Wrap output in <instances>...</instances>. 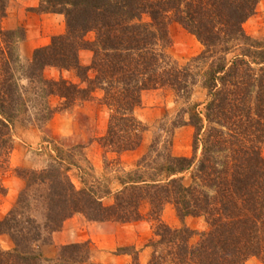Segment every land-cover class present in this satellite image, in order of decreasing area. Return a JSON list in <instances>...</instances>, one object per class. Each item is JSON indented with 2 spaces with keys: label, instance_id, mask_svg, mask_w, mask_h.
<instances>
[{
  "label": "trees",
  "instance_id": "obj_1",
  "mask_svg": "<svg viewBox=\"0 0 264 264\" xmlns=\"http://www.w3.org/2000/svg\"><path fill=\"white\" fill-rule=\"evenodd\" d=\"M257 2L40 0L39 12L62 15L66 30L36 49L25 68V79L37 85L44 100L34 104L38 109L30 106L40 114L39 121L94 100L99 91L100 104L109 110L107 130L99 143L116 154L133 151L146 131L134 116L142 93L168 89L184 105L171 126L186 123L194 130L191 157L172 155L170 138L161 147L155 139L134 169L118 178L120 188L101 192L102 196L96 183L77 189L56 157L42 172L34 173L33 180L46 187L43 203L50 233L76 214L98 223L137 222L142 219L140 203L146 201L158 244L165 248L161 258L154 253L151 264H245L252 256L264 264V46L243 28ZM6 15V0H0V25ZM144 15L148 21L142 19ZM172 22L203 47L184 64L166 52ZM88 34L93 39L88 40ZM24 36L22 29L0 27V147L14 124L17 104L27 107L14 77L20 63L16 45ZM81 50L92 53L87 67L78 61ZM48 67L76 70L82 87L62 78H44ZM197 86L206 92L201 108L190 104ZM54 97L60 100L58 106L49 102ZM103 198L110 199L105 204ZM166 205L173 207L181 222L203 218L208 231L192 244L191 229L183 224L172 229L162 222ZM17 216L14 209L0 219V235H10L14 244L11 251L0 248V264H95L89 262L85 242L62 246L56 262L44 260L34 248L42 232L32 227L31 220L30 228H24Z\"/></svg>",
  "mask_w": 264,
  "mask_h": 264
},
{
  "label": "rangeland",
  "instance_id": "obj_2",
  "mask_svg": "<svg viewBox=\"0 0 264 264\" xmlns=\"http://www.w3.org/2000/svg\"><path fill=\"white\" fill-rule=\"evenodd\" d=\"M25 1L6 0L7 15L0 25L3 31L22 29L25 34L24 40L26 32L29 30V32L31 31L30 36L33 38L31 43L24 45L23 40L17 42L16 45L20 63L16 66L18 71H15L14 77L18 78L17 83L22 91L23 100L27 101L25 103L27 107H19L20 103L17 104L18 112H13L15 115L14 124L9 134L5 136L7 144L5 141V145L0 147V187L4 189V194L0 196V219H3L9 211L16 209L19 211L17 220L21 225L24 224V228L27 226L29 229L31 224L32 227H38L42 232V238L39 243L34 245V248L44 260L56 262L59 259L62 246L85 242L89 247V262L91 263L114 264L112 256L117 255L121 258L118 264H136L137 262L151 264L150 261L154 253H157L156 255L161 258L165 248L158 244L160 238L154 234L156 224L147 215L149 204L146 201L140 203L142 219L137 222L98 223L88 221L82 215H74L63 223L60 230L53 232L61 235L59 236L61 245H54L51 255L44 257L39 249L41 246L51 243L53 233H50L45 226L47 212H45L46 203H43V200L46 199L43 193L46 187L43 183L33 182L36 178L34 173L42 172L57 157L62 161V164L59 165L62 166L63 172L70 177L77 189L91 186V183L98 184L102 190L100 189L101 191L97 193L102 196L101 192L110 189L114 193L120 188L118 178L126 171L134 169L137 161L147 153L150 144L155 139L160 140L161 147L163 141L166 142L170 138L172 155L191 157L193 154V128L186 123L174 128L171 126L180 108L184 107L183 101L176 98L174 93L168 89L143 92L141 103L134 110V116L146 129L142 135V143L139 148L133 151L119 154L110 152L109 148L103 147L98 141L106 133L109 118V110L98 100L101 98L99 91L94 100L79 102L71 109L55 114L46 122L39 121L40 114L37 115L30 106L33 105L38 109L34 104L41 105L44 100L37 93L34 86L36 84L25 79V68H28L34 51L37 49L28 54L29 47L39 38H45V44L39 46L38 49L49 45L51 37L65 32L66 24L64 17L60 14L47 15L39 12L40 0H38L37 7L33 9L26 8ZM8 14L13 15L17 21L21 19V24L13 29L5 28L4 20ZM42 16H47V18ZM142 19L148 21V17L145 15ZM243 28L248 36L260 41L264 46V0H258L254 15L245 22ZM167 33L166 52L179 64L188 62L203 49L196 38L177 22H172L168 26ZM38 34L39 37H36ZM87 39H93V34H88ZM40 43L41 41L37 42V44ZM22 44L23 49L20 52L19 47ZM91 58L90 51L81 50L79 52L78 61L81 66H89ZM89 76L93 77L91 71ZM43 77L48 80L62 78L82 87V80L74 69L63 70L48 67L44 69ZM205 93L200 86H197L192 92L190 104L197 103L201 108L205 100ZM49 102L53 106H58L60 100L54 97L50 98ZM261 153L264 158V145ZM185 177L188 179L189 174L187 173ZM109 199L103 198L101 201L106 204ZM28 220H31V224L28 223ZM161 220L172 229L180 228L182 224L191 229L194 234L190 241L192 244L198 242L201 233L208 231V225L203 218L187 217L181 222L171 205L164 206ZM3 235L8 237L13 244L10 235L2 234L0 237ZM65 235H67L66 238H64ZM73 236L75 237L72 239ZM63 239H69L70 242H64ZM115 244L125 246L116 247L113 250L106 247ZM1 245L4 243L0 244L3 251H11L14 248L13 244L11 250H4ZM140 252L141 254L145 253L143 255L147 259L145 263L140 260ZM162 264L172 263L164 262ZM245 264L263 263L258 257L252 256L246 260Z\"/></svg>",
  "mask_w": 264,
  "mask_h": 264
},
{
  "label": "crops",
  "instance_id": "obj_3",
  "mask_svg": "<svg viewBox=\"0 0 264 264\" xmlns=\"http://www.w3.org/2000/svg\"><path fill=\"white\" fill-rule=\"evenodd\" d=\"M26 3L24 4V6L26 7V8H30V9H33V8H36L37 7V5H38V0H26L25 1ZM21 8V7H20ZM23 8V7H22ZM47 15H50V14H47ZM43 18H47V16H42ZM38 18V17H37ZM38 20V19H37ZM21 19L20 20H16L15 18H14V16L13 15H11V14H8V16H7V18L4 20V27L5 28H14L15 26H18V25H20L21 24ZM60 28H61V26H60ZM49 30V29H48ZM31 32V31H30ZM30 32H29V30H27V32H26V39L23 41V44L25 45V44H28V43H31L32 41H33V38H32V36H30ZM36 37H39V34H38V36H36ZM41 41V43L40 44H37V42L39 43V41ZM38 40H35L36 42L33 44V45H30V47H29V51H28V54L30 53V52H33L36 48L38 49V47L39 46H43L44 44H45V38H39ZM23 44L19 47V50H20V52L22 51V49H23ZM65 233V230L63 231V234ZM67 233V232H66ZM70 234L68 233V236H69ZM59 236H61V235H58V234H56V233H53L52 234V238H51V243L49 244V245H47V246H41L40 247V252L43 254V256L45 257V256H50L51 255V253H52V251H53V249H54V245H61V243L59 242ZM66 236L67 235H65L64 236V238H66ZM75 236H73L72 237V239L74 238ZM69 238H71V236H69ZM64 240V242H70V240L69 239H63ZM62 240V241H63ZM1 243H4V245H1V247L4 249V250H11L12 249V247H13V244H12V242L10 241V239L8 238V237H6L5 235H3L2 237H0V244ZM121 246H125V245H119V244H115V245H109V246H106L109 250H113L114 248H116V247H121ZM145 252V251H144ZM143 253V252H142ZM145 254V253H144ZM144 254H141V252H140V260H142V263H145L146 262V260L147 259H145V256H143ZM141 256H143V257H141ZM120 260H121V258H120V256H117V255H114V256H112V262L114 263V264H118L119 262H120Z\"/></svg>",
  "mask_w": 264,
  "mask_h": 264
}]
</instances>
